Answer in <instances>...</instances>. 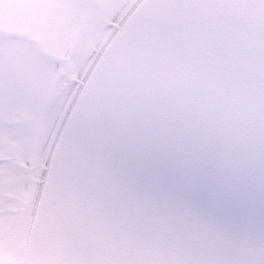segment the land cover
Segmentation results:
<instances>
[{"label": "snow or ice", "instance_id": "1", "mask_svg": "<svg viewBox=\"0 0 264 264\" xmlns=\"http://www.w3.org/2000/svg\"><path fill=\"white\" fill-rule=\"evenodd\" d=\"M0 264H264V0H0Z\"/></svg>", "mask_w": 264, "mask_h": 264}]
</instances>
